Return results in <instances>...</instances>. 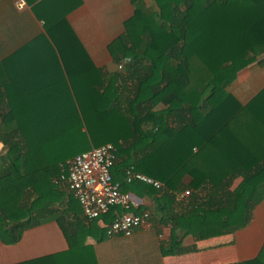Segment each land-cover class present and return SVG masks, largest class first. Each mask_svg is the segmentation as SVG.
Instances as JSON below:
<instances>
[{"label": "trees", "instance_id": "1", "mask_svg": "<svg viewBox=\"0 0 264 264\" xmlns=\"http://www.w3.org/2000/svg\"><path fill=\"white\" fill-rule=\"evenodd\" d=\"M155 1L156 12L135 5L125 33L109 46L113 63L124 62V73L93 65L65 24L67 10L39 14L49 35L60 22L68 31L67 41L54 39L63 54L65 71L53 73L65 85L64 105L30 102L29 91L11 79L4 84L0 241L14 244L28 227L56 220L70 249L19 264H94L84 253L85 237L103 240L106 229L98 220L109 225L123 209L114 206L88 219L70 194L60 210L56 204L64 192L56 180L66 160L105 143L116 148L111 174L120 191L155 196L159 221L170 225L169 237L160 242L162 255L193 250L181 245L188 235L199 240L244 228L264 198V87L245 103L227 89L264 54V0ZM126 79L133 80L131 88L124 86ZM126 169L163 186L126 182ZM8 177L24 183L19 189L26 188L29 199L10 196L13 182L1 183ZM186 190L189 195L175 199ZM71 213L75 228L66 219ZM229 264H264V245L255 258Z\"/></svg>", "mask_w": 264, "mask_h": 264}, {"label": "crops", "instance_id": "2", "mask_svg": "<svg viewBox=\"0 0 264 264\" xmlns=\"http://www.w3.org/2000/svg\"><path fill=\"white\" fill-rule=\"evenodd\" d=\"M16 1L18 0H0V96L5 90L4 84H12L13 80L14 85L30 92V102L39 100L46 106L64 105L65 85L61 78L60 81H55L56 73H53L65 71L63 54L59 52L54 39L58 42L67 41L64 34L67 35L68 31L64 23L60 22L55 30L52 29V35H49L45 29L44 18L39 14L49 17L55 12L59 16L62 11L67 10L65 24L72 30L93 65L110 73L114 72L111 68L114 63L109 46L125 33L126 23L133 17L135 5L141 6L146 12L159 10L155 0H80V3L73 7L77 0H24L25 5L22 8H17ZM67 50L62 46V53L66 60H69ZM76 50L79 53L78 47ZM262 59L264 54L240 70L236 80L227 88L242 103L264 87ZM77 86L79 87V83ZM124 86L131 88L133 80L126 79ZM31 92H35L34 97ZM37 93L39 96H36ZM2 105L4 106L1 100L0 106ZM2 151L3 144L0 142V152ZM12 180L8 177L1 181L13 182L10 196L14 200L23 195L29 199L27 189H19L24 188V183L17 184ZM239 181L240 178L235 179L232 188ZM57 184L64 192L61 201L56 204L62 210L66 208L71 193L65 182L58 181ZM126 193L129 195L133 212H150V223L136 229L131 236L119 234L108 237L105 230L107 224L99 219L97 223L105 230V238L97 240L94 235H88L84 240V253L91 259V263L229 264L255 258L264 245L263 198L254 208L252 218L244 228L199 240L188 235L183 238L181 245L192 246L193 250L162 255L160 242L169 237L170 225L159 221L162 212L154 209L155 196L140 195L132 190H127ZM177 210L175 207L174 211ZM79 216L83 218L81 213ZM66 219L71 228L77 226L74 214L67 215ZM80 248L77 247L78 250H83ZM69 249L65 229L63 230L56 220H49L25 229L20 240L14 244L0 241V264H19L66 253Z\"/></svg>", "mask_w": 264, "mask_h": 264}, {"label": "built area", "instance_id": "3", "mask_svg": "<svg viewBox=\"0 0 264 264\" xmlns=\"http://www.w3.org/2000/svg\"><path fill=\"white\" fill-rule=\"evenodd\" d=\"M25 5L24 0L16 1L17 8ZM118 64V68L123 67ZM116 160V148L112 143H105L83 151L65 162L56 181L65 182L72 196L81 206L82 214L93 219L107 213L111 207L120 206L123 210L114 220L106 226V235L131 236L138 229L148 226L150 212L141 211L134 213L127 211L131 207V201L127 193L119 189V183L113 180L111 168ZM125 181H139L161 189L163 184L144 173L125 170ZM189 195V191H183L176 195V200H181Z\"/></svg>", "mask_w": 264, "mask_h": 264}, {"label": "rangeland", "instance_id": "4", "mask_svg": "<svg viewBox=\"0 0 264 264\" xmlns=\"http://www.w3.org/2000/svg\"><path fill=\"white\" fill-rule=\"evenodd\" d=\"M111 68H112L113 70H114V69H115V70L119 69V68L117 67L116 64H115V65L113 64V66H111ZM123 69H124V68H121L120 71H122ZM250 93H251V92H250ZM250 93H248V94H250ZM248 94H246V95H248ZM244 98H245V97H243V99H244ZM243 99H242V100H243ZM232 186H233V184H232Z\"/></svg>", "mask_w": 264, "mask_h": 264}]
</instances>
